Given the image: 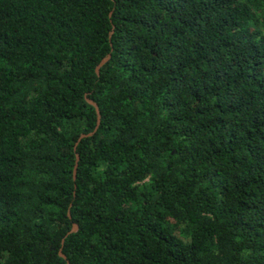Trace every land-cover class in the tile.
<instances>
[{
    "label": "trees",
    "instance_id": "trees-1",
    "mask_svg": "<svg viewBox=\"0 0 264 264\" xmlns=\"http://www.w3.org/2000/svg\"><path fill=\"white\" fill-rule=\"evenodd\" d=\"M66 263L264 264V0H0V264Z\"/></svg>",
    "mask_w": 264,
    "mask_h": 264
},
{
    "label": "water",
    "instance_id": "water-1",
    "mask_svg": "<svg viewBox=\"0 0 264 264\" xmlns=\"http://www.w3.org/2000/svg\"><path fill=\"white\" fill-rule=\"evenodd\" d=\"M109 59H110V55H107V56H105V57L100 61V63L97 65L96 70H95V71H96V74H98L100 68H101L102 66H104V65L108 62ZM86 101H87L88 104H90V105L95 109L96 118H97V125H96V127H95V129H94V131H93L92 133H89V134H87V135L82 134V135H80V137H79L78 140H81V139H83V138H86V137L92 136V135L95 133V131H96V129H97L99 123H100V114H99V111H98V107H97V105H96L93 101H91V100H89V99H86ZM77 162H78V156L76 155V164H75L74 171H73L74 179H75V173H76V168H77ZM76 230H77V225H76V224H73V225H72V229H71V231H70L68 234H70V233H74V232H76ZM68 234H67V235H68ZM59 255H60L62 258H65V257L61 254V252L59 253ZM66 264H68V263H66Z\"/></svg>",
    "mask_w": 264,
    "mask_h": 264
}]
</instances>
